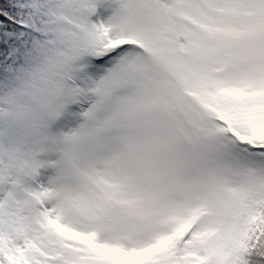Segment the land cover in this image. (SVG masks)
Wrapping results in <instances>:
<instances>
[{"label":"snow or ice","instance_id":"1","mask_svg":"<svg viewBox=\"0 0 264 264\" xmlns=\"http://www.w3.org/2000/svg\"><path fill=\"white\" fill-rule=\"evenodd\" d=\"M0 264H264V0H0Z\"/></svg>","mask_w":264,"mask_h":264}]
</instances>
